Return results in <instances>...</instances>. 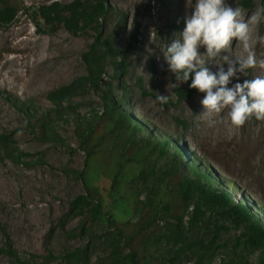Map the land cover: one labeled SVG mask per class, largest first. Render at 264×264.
I'll use <instances>...</instances> for the list:
<instances>
[{
  "label": "rangeland",
  "instance_id": "obj_1",
  "mask_svg": "<svg viewBox=\"0 0 264 264\" xmlns=\"http://www.w3.org/2000/svg\"><path fill=\"white\" fill-rule=\"evenodd\" d=\"M7 1L19 12L12 24L0 28V135L11 138L10 153L0 151V264H115L130 252L121 245L115 253L106 245L115 205L111 202L108 208L99 209L97 197L88 203L84 200L88 189L82 173L86 175L87 156L80 119L85 116L92 121L102 113L103 95L107 94L116 102V113L123 114L140 139L171 142L184 174L192 177L186 160L201 166L216 187L229 191L233 201L258 215L264 224V120L253 117L242 127H234L225 109L209 125L201 115L204 94L197 91L190 99H181L176 90L188 88V83H178L164 60L167 45L183 32L191 2L107 0L110 13L103 21L102 35L120 54L109 60L102 91L75 97L73 111L60 117L51 111L50 95L86 76L82 56L94 42L96 31L88 27L73 35L63 26L51 31L38 17L37 10L44 4L75 0ZM81 1L87 5L97 2ZM246 1L225 0L240 8L245 20L259 15L253 35L264 37V0ZM252 50L264 59V42H255ZM228 55L246 53L234 40ZM219 62L217 57L206 66L216 72ZM237 75L239 79L233 78L229 87L264 76V68ZM158 94L168 96V103L156 101ZM119 133L126 136L124 130ZM110 149L104 150L94 167L104 166ZM165 163L167 159L160 165ZM103 199L111 201L106 193ZM227 212L230 207L213 217L221 218V243L226 248L210 264H223L236 241L242 264H259L263 249L244 244L252 222L236 224ZM119 220L135 218L121 214ZM155 256L161 260L160 254ZM176 264H196V260L188 255Z\"/></svg>",
  "mask_w": 264,
  "mask_h": 264
},
{
  "label": "trees",
  "instance_id": "obj_2",
  "mask_svg": "<svg viewBox=\"0 0 264 264\" xmlns=\"http://www.w3.org/2000/svg\"><path fill=\"white\" fill-rule=\"evenodd\" d=\"M106 2L97 0L95 4L87 5L81 0L65 4L55 1L37 10L38 17L51 31L63 26L77 35L92 27L97 34L82 56L86 76L50 95L54 105L51 111L60 117L73 111L75 97H82L89 91H102L109 60L113 54H120L102 35L103 21L110 13ZM18 12L19 9L7 0H0V28L12 24ZM187 83L188 88L176 90L183 100L190 99L197 92L190 87L191 79ZM103 100V112L95 114L94 120L89 121L85 116L80 119L87 156L86 175L82 173V178L88 189V196L84 198L87 203L90 198L97 197L99 209L108 208L111 202L115 205L111 219L113 228L106 245L115 253L121 245L130 250L122 262L115 264H176L188 255L196 260V264L213 263L219 251L226 248V244L221 243L224 226L221 218L217 219L220 216L218 211L229 207L228 216L236 224L252 222L253 228L244 244L260 247L264 252V224L258 215L233 201L229 191L216 187L201 166L186 160L185 168L192 177L184 174L176 162L178 152L171 147V142L160 138L155 143L140 139L138 132L126 123L123 114L116 113L114 98L107 94L103 95ZM122 130L126 136L120 135ZM10 140V137L0 135V151L10 153ZM107 148L112 151L108 162L102 167H94V162ZM164 159L167 163L161 166ZM104 193L111 201L104 202ZM142 194H145L143 200ZM209 211L218 215L217 218H213ZM121 214L134 216L135 220L121 222ZM238 244L236 241L235 246L228 249L223 264H242ZM157 253L160 261L155 259ZM165 253L172 254L173 258L166 257ZM76 255L84 256L83 253ZM259 264H264V255Z\"/></svg>",
  "mask_w": 264,
  "mask_h": 264
},
{
  "label": "clouds",
  "instance_id": "obj_3",
  "mask_svg": "<svg viewBox=\"0 0 264 264\" xmlns=\"http://www.w3.org/2000/svg\"><path fill=\"white\" fill-rule=\"evenodd\" d=\"M190 2L192 10L185 18L182 34L163 52L169 71L178 83L191 79L190 87L204 94L201 115L209 125H214L215 118L225 109L234 127H242L253 117L264 120V76L229 87L233 78L239 79L238 73L246 75L249 69L264 68V59H258L252 50L255 42H264V37L253 35L259 15L245 20L242 10L229 6L225 0ZM234 40L243 46L246 55H228ZM201 48L205 49L203 53ZM217 57L218 71L213 72L206 65ZM156 101L164 105L169 97L158 94Z\"/></svg>",
  "mask_w": 264,
  "mask_h": 264
}]
</instances>
